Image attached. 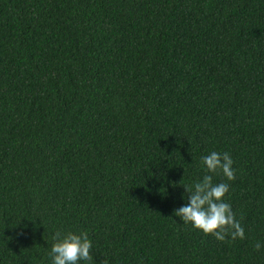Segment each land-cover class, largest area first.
Segmentation results:
<instances>
[{"label":"trees","instance_id":"obj_1","mask_svg":"<svg viewBox=\"0 0 264 264\" xmlns=\"http://www.w3.org/2000/svg\"><path fill=\"white\" fill-rule=\"evenodd\" d=\"M210 151L243 240L173 215ZM66 231L91 264H264V0H0V264Z\"/></svg>","mask_w":264,"mask_h":264},{"label":"clouds","instance_id":"obj_2","mask_svg":"<svg viewBox=\"0 0 264 264\" xmlns=\"http://www.w3.org/2000/svg\"><path fill=\"white\" fill-rule=\"evenodd\" d=\"M204 174L190 184L183 185L180 207L173 210L179 223L190 226L205 236L211 235L218 242L243 240L244 227L227 202L230 182L235 178L233 159L227 152L210 151L199 158ZM219 174L224 180L214 182ZM186 194V195H185ZM48 255L50 264H91L93 245L86 232H57L53 234ZM264 242L257 241L253 248L259 251Z\"/></svg>","mask_w":264,"mask_h":264}]
</instances>
